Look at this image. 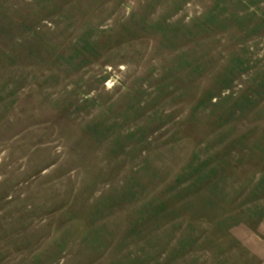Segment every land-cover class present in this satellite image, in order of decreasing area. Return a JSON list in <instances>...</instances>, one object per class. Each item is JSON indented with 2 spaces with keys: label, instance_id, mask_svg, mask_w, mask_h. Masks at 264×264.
I'll return each mask as SVG.
<instances>
[{
  "label": "rangeland",
  "instance_id": "1",
  "mask_svg": "<svg viewBox=\"0 0 264 264\" xmlns=\"http://www.w3.org/2000/svg\"><path fill=\"white\" fill-rule=\"evenodd\" d=\"M0 264H264V0H0Z\"/></svg>",
  "mask_w": 264,
  "mask_h": 264
}]
</instances>
